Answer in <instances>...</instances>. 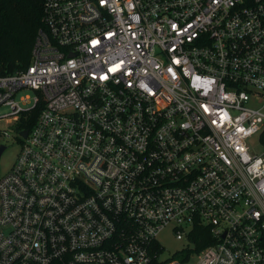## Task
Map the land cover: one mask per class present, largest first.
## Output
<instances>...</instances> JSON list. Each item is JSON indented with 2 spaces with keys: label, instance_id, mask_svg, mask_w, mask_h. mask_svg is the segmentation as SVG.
Returning a JSON list of instances; mask_svg holds the SVG:
<instances>
[{
  "label": "built area",
  "instance_id": "built-area-1",
  "mask_svg": "<svg viewBox=\"0 0 264 264\" xmlns=\"http://www.w3.org/2000/svg\"><path fill=\"white\" fill-rule=\"evenodd\" d=\"M42 21L0 73V264H264V0H45ZM167 227L187 244L161 258Z\"/></svg>",
  "mask_w": 264,
  "mask_h": 264
},
{
  "label": "trees",
  "instance_id": "trees-1",
  "mask_svg": "<svg viewBox=\"0 0 264 264\" xmlns=\"http://www.w3.org/2000/svg\"><path fill=\"white\" fill-rule=\"evenodd\" d=\"M44 1L0 0V73L30 64L37 30L43 25ZM40 108L39 105L22 114L17 125L31 129L37 121ZM194 231L196 232L192 235V239L196 242L195 248L199 250L210 241L208 228L203 225L195 228ZM201 233H205V239L209 237V240L201 241L199 239Z\"/></svg>",
  "mask_w": 264,
  "mask_h": 264
},
{
  "label": "rangeland",
  "instance_id": "rangeland-1",
  "mask_svg": "<svg viewBox=\"0 0 264 264\" xmlns=\"http://www.w3.org/2000/svg\"><path fill=\"white\" fill-rule=\"evenodd\" d=\"M36 92L33 89L26 88L24 91L19 93L16 96V99L22 106H30L33 103V98ZM24 96H29V101L25 102L21 98ZM11 112V109L8 105L0 106V131L7 130L10 133L9 137H2V141L6 144L5 150L1 154L0 158V171L1 173L7 172L14 160L16 159L17 153L20 148L19 140L14 137V129L13 125L11 124L10 120L12 119L11 116L8 114ZM3 115H6L3 117ZM256 137V136H255ZM253 137L248 140L249 145L251 146V151L253 152H260L262 150L261 145L257 142V139ZM158 241L160 244L164 246V250L160 254L161 258H170L175 254L176 251L182 249L187 244L186 239H179L175 236L172 229L167 227L163 229L157 236Z\"/></svg>",
  "mask_w": 264,
  "mask_h": 264
},
{
  "label": "water",
  "instance_id": "water-1",
  "mask_svg": "<svg viewBox=\"0 0 264 264\" xmlns=\"http://www.w3.org/2000/svg\"><path fill=\"white\" fill-rule=\"evenodd\" d=\"M27 133H28V130H25L24 135H27ZM5 147H6L5 144H0V158H1V154L4 151Z\"/></svg>",
  "mask_w": 264,
  "mask_h": 264
}]
</instances>
